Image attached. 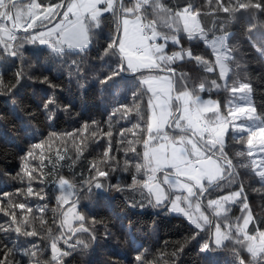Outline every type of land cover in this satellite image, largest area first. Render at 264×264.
<instances>
[{
    "label": "trees",
    "instance_id": "obj_1",
    "mask_svg": "<svg viewBox=\"0 0 264 264\" xmlns=\"http://www.w3.org/2000/svg\"><path fill=\"white\" fill-rule=\"evenodd\" d=\"M38 2L43 6H54L61 0ZM162 2L173 12L190 5L193 11L200 13L201 25L209 37L227 35L226 43L232 56L228 61V88L233 84H249L250 104L264 118V10L249 8L225 13L219 10L216 0ZM228 2L221 0L224 4ZM231 2L235 4L237 0ZM124 3L131 6V0H124ZM147 15L155 18L151 9ZM99 21L98 27L90 29V45L83 51L55 53L38 44L24 46L17 41V55L13 57L0 48V80L3 81L0 89V207L10 214L15 212L23 230L37 232L35 236L18 235L15 231L0 232V258L7 253L8 264H30L33 260H38L39 264H55L51 261V245L55 240L57 247L68 253L60 257V264H136L137 255H142L147 264H239L237 253L245 264H255L246 249L236 242V232L232 231L246 213L241 210L245 199L252 214L249 234L255 235L257 229L264 231V182L252 169L246 139H234L236 134L229 130L224 151L233 162V175L220 182L222 187L208 190L200 198L203 210L212 215L207 206L209 200L243 188L242 197L227 206L220 226L222 229L226 223L233 226L231 238L219 248L211 243L212 250L202 252V245L210 240L212 227L206 225L197 229L184 218L172 215L168 206L149 203L147 192L132 186L135 164L143 162L142 140L147 133L146 129L141 131V143L129 145V140L138 137L124 130L137 123L146 125L148 97L139 85V74L131 76L130 71H119V56L105 54L109 42L118 32L117 17L108 12ZM159 30L170 31L163 26ZM177 36L179 45L169 41L166 46L169 55L181 49L191 50L193 56L209 61L214 71L206 72L204 65L195 59L177 60L171 65L175 69L176 90L183 91L187 87L201 99L218 102L221 112L227 115L226 104L233 94L220 78L212 51L200 39L189 40L183 32ZM113 72L119 74L113 76ZM213 81L219 87H214ZM201 83L206 85L202 92L198 87ZM133 93H137L135 103L139 104V111L134 106ZM49 99L55 101L48 105L51 112L45 109ZM124 106L130 111L125 113ZM85 124L88 131L80 136L78 130ZM108 131L112 132L111 137L106 135ZM68 134H74L75 140ZM39 142L45 143L44 149L34 150L33 145ZM49 144H52L51 148ZM65 147L66 151H63ZM77 147L82 148V154H78ZM133 147L135 152L131 150ZM109 148L111 159L105 162L103 153ZM58 150L66 159H57ZM29 151H35L36 159L29 158L28 163L37 168L41 163L39 154L44 153V182L38 179L31 182L44 199L28 196L26 191L29 180L22 166ZM126 160L129 161L127 170ZM94 164L107 171L108 176L96 177ZM61 176L76 185V211L84 217L73 227L79 228L83 224L89 230L87 232L80 230L72 235L61 229L65 210V207L59 209L57 202V182ZM92 177L102 182L104 188L96 189L95 180L86 183ZM138 178L143 179V176ZM117 184L121 186L120 191L114 187ZM18 190H21L20 194ZM10 200L29 205L32 212L11 207ZM212 220H215L213 216ZM10 224L11 215L6 216L0 211V226ZM64 236H71V239L65 243ZM78 240L86 242L88 247L77 244ZM33 250L37 252L36 257L31 256Z\"/></svg>",
    "mask_w": 264,
    "mask_h": 264
},
{
    "label": "snow or ice",
    "instance_id": "obj_2",
    "mask_svg": "<svg viewBox=\"0 0 264 264\" xmlns=\"http://www.w3.org/2000/svg\"><path fill=\"white\" fill-rule=\"evenodd\" d=\"M216 4L219 10L225 13L249 8L264 10V0H255V2L248 0L247 3L237 0L235 4L231 0L227 4L216 0ZM100 5H105V7L101 8ZM61 8L65 10L60 12ZM148 9H151L155 18H149ZM105 12H111L117 17L119 33L109 42L105 54L111 53L119 56V71L139 73V85L148 97L149 116L146 125L137 123L124 130L138 137L135 140H129V145L141 143L140 132L146 129L147 133V137L142 140L143 162L135 164L136 175L132 176V186H139L146 191L149 203H154L155 206H169L170 211L184 215L197 228L203 229V226L210 221L202 211L200 198L209 189L222 187L220 181L233 175V162L224 151L226 134L231 130L236 134L234 139L238 141L246 139L247 156L249 157L254 155L257 140L260 145L258 150L264 152V118L257 114L256 109L249 102L251 92L249 84L239 83L238 86L233 84L228 88L226 77L229 73L228 61L232 59V56L226 43V37L220 35L209 38L201 25L199 12L193 11L190 5L173 12L163 4L162 0H131V6H126L124 0H61V3L48 7L38 3V0H28V2L0 0V48L5 54L15 57L19 46L17 41L25 39L29 43L38 42L41 45H48L55 53H63L65 45L67 49L83 51L89 44L90 29L93 25L99 26V18ZM57 17L61 18L53 23ZM49 25L52 26L49 27ZM161 26L170 31L167 33L160 31ZM37 28L43 30L37 32L35 31ZM181 30L189 40H203L211 48L220 78L225 80V87L233 94L227 105V115L221 112L218 102L202 100L198 94L187 87L183 91L176 90V82L173 79L175 69L171 65L177 60H183L186 56L188 59H195L198 64H203L206 72L214 71V68L209 66V61L200 56H193L191 50L181 49L170 55L165 51L169 41L180 44L177 33ZM19 32L25 33V36L21 38L18 35ZM160 40L164 42L158 43ZM118 74L119 72L112 73L113 76ZM17 77L20 78L19 73ZM108 79H111V76ZM212 83L214 87H219L215 81ZM198 87L202 92L206 85L201 83ZM2 88L3 81L0 80V89ZM136 95L137 93H133L134 106L139 111V104L135 103ZM54 102L49 99L45 104V109L51 112L48 105ZM124 110L125 113L130 111L127 106H124ZM115 114L114 112L113 115ZM78 131L80 136H84L88 131V125L85 124ZM123 134L122 131L121 135ZM243 134H246V137ZM68 135L73 136L75 140L74 134ZM92 135L94 136L95 133L93 132ZM106 135L111 137L112 132L108 131ZM44 147V142L33 145L34 150H43ZM48 147L51 148L52 144ZM131 150L136 151L134 147ZM63 151H66V147ZM77 152L82 154V148L77 147ZM109 152L110 148L103 153L105 162L111 159ZM39 155L40 168L28 163L29 158L36 159L35 151H29L24 158L22 171L29 180L26 189L28 196L35 195L44 199V195L35 191L31 185V182L37 179L41 183L44 182L42 168L45 157L43 151ZM239 155H244V153H239ZM57 159L64 160L66 156L58 150ZM50 162L55 166V162L51 160ZM128 164L129 161L126 160L125 170ZM251 165L255 175L264 181V157L260 158L259 164L256 160H252ZM93 168L96 170V177L108 176L107 171L99 169L95 164ZM38 172L39 175H34ZM139 175H142L143 179H139ZM96 177H92L86 183L91 184L92 180H95L96 189L104 188V184L96 180ZM57 187L60 193L57 196L59 209H63L64 205H70L62 212L63 221L60 225L62 231L67 228L72 235L80 230L89 231L83 227V224L79 228H74L72 225V221L84 220V217L76 211L77 200L74 199L77 196L76 185L61 176ZM114 187L117 191L121 190L119 184ZM20 192L21 190H18V194ZM170 193L173 194L171 197ZM242 195L243 188L241 187L239 191L209 200L207 206L216 217H220L228 211L226 204L235 203ZM9 204L15 209H27L29 213L32 212V208L25 203H13L10 200ZM241 210L246 214L243 217V223L235 225L236 242L246 249L255 264H259L260 261H264V231L257 229L255 235L249 234L248 225L252 222V214L246 199ZM0 211L6 216L11 215L12 221V224L7 227L0 226V232L15 231L18 235H37L35 230L22 229L15 212L10 214L3 207H0ZM27 222V220L24 221L25 224ZM232 227L226 223L224 225L226 230H222L220 224H217L213 237L202 245L201 251H211V243H215L217 248L221 247L224 241L231 238ZM241 236L242 240L239 239ZM63 238L67 243L71 236ZM93 239H95L94 236ZM81 243L85 248L88 247L86 242L77 241V244ZM72 246L69 245V247ZM51 250V261L55 264H60V257L68 254L57 247L55 240L52 242ZM11 251L12 249H9V252ZM31 256L36 257L37 252L33 250ZM236 258L239 264H245V260L240 257L239 253ZM135 260L136 264H147L142 255H137ZM0 264H8L7 253L2 254ZM30 264H39V261L33 260Z\"/></svg>",
    "mask_w": 264,
    "mask_h": 264
},
{
    "label": "rangeland",
    "instance_id": "obj_3",
    "mask_svg": "<svg viewBox=\"0 0 264 264\" xmlns=\"http://www.w3.org/2000/svg\"><path fill=\"white\" fill-rule=\"evenodd\" d=\"M25 2H28V1H25ZM39 3V2H38ZM49 5H47V6H44V7H48ZM100 7L101 8H103V7H105V5H100ZM65 10V9H64ZM63 10V11H64ZM105 13H108V12H105ZM105 13H103L102 15H104ZM101 15V16H102ZM61 17H59V19H60ZM58 19V20H59ZM100 19V18H99ZM58 20L56 21V22H58ZM53 23H55V22H53ZM52 25H49V27H51ZM92 27H96L95 25H93ZM41 30H43V29H41ZM41 30H38L37 32H39V31H41ZM180 32H183L182 30L180 31ZM184 33V32H183ZM220 35H224L225 37H226V41H227V35H225V34H220ZM220 35H216V36H220ZM215 36H213V37H209V38H214ZM161 41V40H160ZM204 44H205V42L203 41V40H201ZM18 43L19 44H21V45H24V46H26V45H32V44H38V45H40V47H43V48H48V49H50V50H52L48 45H41V44H39L38 42L37 43H29L27 40H25V39H23V40H19L18 41ZM89 45H90V40H89V44H88V46L86 47V48H88L89 47ZM206 45V44H205ZM207 46V45H206ZM208 47V46H207ZM86 48H84L83 50H85ZM210 50H211V48L210 47H208ZM65 50H69V51H74V52H79L80 50L79 49H67V46L65 45ZM212 51V50H211ZM213 57H214V55H213ZM187 57L185 56V58L184 59H186ZM214 61H215V57H214ZM218 69V68H217ZM218 72H219V69H218ZM170 75V74H169ZM222 80V79H221ZM222 82L224 83L225 82V80H222ZM202 100H206V99H202ZM213 101V100H212ZM249 102H250V93H249ZM258 144H259V141L257 140V148L254 150V155L251 157V161L252 160H256L257 161V163L259 164V162H260V158L261 157H264V152H260L258 149H259V147H258ZM257 170H259V169H257ZM260 179V178H259ZM261 181V180H260ZM261 182H264V181H261ZM60 193H58V195H59ZM236 203V202H235ZM235 203H229V204H226V208H227V206L228 205H231V204H235ZM207 204H208V202H207ZM64 207H65V210L68 208V207H70V205H64ZM242 207H243V205H242ZM201 208H202V206H201ZM64 210V211H65ZM168 210H169V206H168ZM202 211H204V213L209 217V221H210V223H208V224H205L204 226H206V225H209L210 227H212V229H211V233H210V240H211V238L213 237V233H214V231H215V227H216V225L217 224H220L221 225V223H222V221H223V217L226 215V213H224V214H222L220 217H216L215 215H214V213H213V211L212 210H210L211 211V214L212 215H210L207 211H205V210H203V208H202ZM169 212L172 214V215H175V216H179V217H182V218H184L185 220H187L189 223H191L184 215H182V214H179V213H176V212H173V211H170L169 210ZM246 214V213H245ZM244 214V215H245ZM244 215H243V217H244ZM212 216L215 218V220H212ZM243 217H242V219H241V221H240V223L239 224H242L243 223ZM62 221H63V216H62ZM75 222H77V221H72V225L75 223ZM201 223L203 224V221H201ZM192 224V223H191ZM194 227H196L194 224H192ZM203 226V227H204ZM249 226V225H248ZM197 228V227H196ZM197 229H200V228H197ZM222 230H226V229H222ZM64 231H65V233L66 234H68L69 232H68V230H67V228H64ZM232 231H235V230H232ZM214 246H216L215 245V243H212Z\"/></svg>",
    "mask_w": 264,
    "mask_h": 264
},
{
    "label": "water",
    "instance_id": "obj_4",
    "mask_svg": "<svg viewBox=\"0 0 264 264\" xmlns=\"http://www.w3.org/2000/svg\"><path fill=\"white\" fill-rule=\"evenodd\" d=\"M25 1H28V0H23V2H25ZM63 10H64L63 8L59 9L60 12H63ZM58 19H59V17H57L56 20L53 21V22H56ZM38 30H41V28H37L35 31H38ZM118 34H119V33L117 32V35H118ZM18 35H25V33H23V32H19ZM117 35H116V36H117ZM122 72H123V71H122ZM137 74H139V73H137ZM137 74H133V73H132L131 76H133V75H137ZM168 74L172 75L171 73H168ZM173 79H175V76H173ZM227 179H228V178H227ZM227 179H225V180H227ZM225 180H222V181H225ZM222 181H220V182H222ZM212 189H213V188H212ZM209 190H211V189H209ZM209 241H210V240H209Z\"/></svg>",
    "mask_w": 264,
    "mask_h": 264
},
{
    "label": "crops",
    "instance_id": "obj_5",
    "mask_svg": "<svg viewBox=\"0 0 264 264\" xmlns=\"http://www.w3.org/2000/svg\"><path fill=\"white\" fill-rule=\"evenodd\" d=\"M164 41L163 40H161V41H158V43H163ZM171 194V193H170Z\"/></svg>",
    "mask_w": 264,
    "mask_h": 264
},
{
    "label": "clouds",
    "instance_id": "obj_6",
    "mask_svg": "<svg viewBox=\"0 0 264 264\" xmlns=\"http://www.w3.org/2000/svg\"><path fill=\"white\" fill-rule=\"evenodd\" d=\"M172 196V194H170V197Z\"/></svg>",
    "mask_w": 264,
    "mask_h": 264
}]
</instances>
